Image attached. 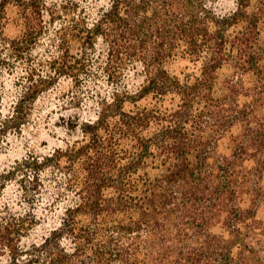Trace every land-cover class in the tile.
Listing matches in <instances>:
<instances>
[{
	"label": "trees",
	"instance_id": "16d2710c",
	"mask_svg": "<svg viewBox=\"0 0 264 264\" xmlns=\"http://www.w3.org/2000/svg\"><path fill=\"white\" fill-rule=\"evenodd\" d=\"M0 70V264H264V0H0Z\"/></svg>",
	"mask_w": 264,
	"mask_h": 264
},
{
	"label": "rangeland",
	"instance_id": "374dc122",
	"mask_svg": "<svg viewBox=\"0 0 264 264\" xmlns=\"http://www.w3.org/2000/svg\"><path fill=\"white\" fill-rule=\"evenodd\" d=\"M61 0H51V2H60ZM106 2V0H102ZM226 7L230 6V2L225 4ZM22 22L15 11L10 12V16L6 22V35L11 38H18L22 35ZM51 29V28H50ZM47 38V37H45ZM43 38L40 42V48L36 49L33 60L35 62L44 61L47 51L50 49V43L48 39ZM53 50V49H52ZM181 65H175L174 68H179ZM0 73L1 70H0ZM6 73V72H5ZM4 74V73H2ZM5 75V76H4ZM0 74V87L8 95L6 99V107H9L12 101H14V95H16V80L19 79L20 74L9 76ZM129 84L138 86L142 82V77L133 78L132 75L127 77ZM72 90L71 82L68 79H64L59 88L58 94L65 95ZM40 106H44L40 104ZM48 118L43 120H36L32 122L22 137H11L9 139V145H7L2 152H0V168L9 166L14 160L21 158L27 151L31 150H45L44 143L48 142V149L60 146L63 142L59 139L60 136L55 137V133L52 132L47 126ZM259 219L261 221V228L256 234H253L250 238V242L259 250L260 254L264 257V206L259 210Z\"/></svg>",
	"mask_w": 264,
	"mask_h": 264
}]
</instances>
